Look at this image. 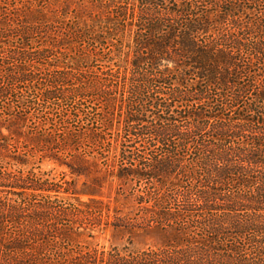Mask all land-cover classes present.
I'll list each match as a JSON object with an SVG mask.
<instances>
[{"label": "trees", "instance_id": "1", "mask_svg": "<svg viewBox=\"0 0 264 264\" xmlns=\"http://www.w3.org/2000/svg\"><path fill=\"white\" fill-rule=\"evenodd\" d=\"M167 1L170 4L165 0H144L147 11L138 14L132 42L126 50L119 41L111 47L113 54H124L126 58L122 64L116 62L100 72L110 77L127 75L121 86V80L111 84L110 77L106 84L111 82L112 88L105 85L110 90L121 87L125 93L117 98L105 93L101 84L98 92L104 93L103 101L111 110L121 105L123 117L112 120L104 116L101 125L113 131L111 141L118 145L114 152L122 162L100 166V152L93 154L91 161L96 168H103L102 175L114 177L119 184L132 178L155 180L160 194L153 196L155 209L150 210V221L168 222L180 211L186 218L181 229H175L154 249L130 254L113 252L98 257L86 251L61 252L58 234L48 233L61 230L57 219L68 210L63 205L69 204L66 199L76 197L71 186L65 179L53 181L27 171L8 178V172L3 171L0 186H7L19 197L29 189V193L42 194L44 198L36 199L26 213L24 203L16 200L5 204L0 194V264H264V0ZM31 8L30 18L24 20L29 26H23L22 35L44 24L45 33L68 32L66 37L75 35V41L82 43L109 36L121 40L125 31L122 24H112L106 29L109 35L101 37L96 26L108 23V18H95L89 24L73 16L63 22L61 18L66 16L49 10V2ZM59 23L65 27L57 26ZM3 45L8 49L0 48L1 63L9 58L24 62L31 55L25 43ZM41 52H32L29 58L38 68L70 70L64 64L44 62ZM76 61L71 62V70L82 63L81 59ZM1 63L9 83L0 85V96L12 91V84L35 79L29 68H34L33 64L19 62L12 67ZM53 77L55 80L50 79L40 91L38 101L26 100L17 110L2 106L7 113L0 111V145L4 147V142L11 139L22 144L26 153L35 154L38 149L34 144L40 143L41 160H56L71 172L80 173L84 168L71 160L80 155L75 154L80 132L70 129L64 130L62 136L54 133L56 120L51 113L47 120L36 121L35 126L41 127L39 132L30 131L27 124L30 106L40 104L39 100L68 99L77 103L89 97L77 95V90L82 89L77 83L72 87L63 80L56 81L62 76ZM148 113L149 120L145 119ZM101 135L90 132V140L98 147L105 144ZM117 136L138 141L140 154L133 156L135 145L127 149L130 145L124 143L126 139L121 141ZM11 160L19 166L31 164L21 156ZM94 180L99 185V179ZM145 194L148 196L146 190ZM93 197L88 195L91 200ZM60 198L63 203L57 206ZM143 201L138 194L136 202ZM164 201L179 202L181 210L160 208ZM9 221L15 225L12 232L5 228ZM67 228L58 231L61 237L69 238ZM197 230L202 233L185 234ZM246 249L255 255L254 259H241Z\"/></svg>", "mask_w": 264, "mask_h": 264}, {"label": "rangeland", "instance_id": "2", "mask_svg": "<svg viewBox=\"0 0 264 264\" xmlns=\"http://www.w3.org/2000/svg\"><path fill=\"white\" fill-rule=\"evenodd\" d=\"M144 0H0V48L4 50L8 47L3 45L8 43L11 46H22L25 43L26 48L32 52H39L41 60L49 64H64L68 69H60L51 66H45L44 68H38L30 56L25 58V61L12 60L11 58L3 60L5 63L12 64L14 67L19 62L29 63L35 66L34 68L29 66L35 73V79L31 82L12 84V91H9V95L0 96V111L7 113L6 109H1L2 106L9 109L17 110L26 104V100L38 101L40 91L49 83L50 79L55 80L56 75L63 77L56 80L57 82L63 80L72 85V87L79 86L81 90H77V95L84 96L87 94L89 97L85 99L77 100V103H72L71 100L64 99L40 101V104L30 106L31 115L27 118V124L30 126V131L39 132L41 127L35 126L37 120H47L48 115L51 113L54 115L56 123L52 126L54 133L62 136L64 130L73 129L80 132L81 136L77 138L78 145L75 148L78 150L79 157H72V163L78 164L84 168L77 172H71L65 164H59L56 160H41L38 157V150L42 149L41 144H34L36 153L31 154L25 152V148L21 147L22 144H18L17 141L8 140L4 142V147L0 145V175L3 171L8 172V178H12L21 173L36 175L40 178H48L53 181L65 179L71 186L74 192V198L66 199L64 203L68 208L67 214L57 219L58 226L61 230L48 233L50 236H57L58 249L61 252H90L95 253L98 257L107 256L109 253H132L139 249L152 248L154 249L161 243L166 236L173 234L176 230L181 229V225L186 220L185 215H181L171 219L168 222L159 223L152 222L149 219L150 210L155 209L153 196L158 197L160 192L156 191L155 184L157 182L152 179L142 178V180L130 179L119 182L110 175H102L104 170L100 167L96 168L91 161V157L96 152H100L103 156V160L99 159V165L103 163H112L115 165L121 164L122 160L114 152V147L118 149V145L111 139L114 137L113 131L104 128L101 125V119L112 117L117 120L118 117L122 119L123 115L121 111V105L114 107L111 110L108 105L103 101V94L98 91L99 84L102 85V90L105 93L108 91L109 95L121 96L125 93L123 88L113 89L111 84H118L121 86L122 80L127 81V75L115 74V76H109V74H103L100 71L110 67L112 64H122L126 57L119 55L120 53L113 54L111 47L121 42L124 45V49H127V44L132 42L134 37V30L136 28L138 14L146 12V5H143ZM163 2V0H161ZM169 3L167 0H165ZM207 0H205L206 2ZM42 2H49L50 9H53L57 14L63 13L61 18L63 22L67 19H72L73 16L82 17V21H86L91 24L95 18H108V23L102 22L97 25L96 29L99 31V36L109 35L106 30L111 27L112 24L119 26L122 24L124 33L122 38L117 39L112 37L108 39H100L98 42L85 39V42L78 43L75 41L74 36H68V32H56L48 34L44 32L47 27L43 24L39 28L32 29L29 34L22 35L23 26L28 27V24H24V20L30 18L32 8L35 5ZM170 4V3H169ZM30 6V7H29ZM143 6V7H142ZM152 7L153 6H149ZM257 10V9H256ZM258 12V11H257ZM259 14V13H258ZM62 15V14H61ZM146 16V15H144ZM254 16L252 11L251 17ZM245 19V17H244ZM252 19V18H250ZM142 21V20H141ZM69 23H72L68 21ZM85 22V23H86ZM118 22V23H117ZM65 27L63 23H59L57 26ZM246 26V25H245ZM219 27V26H218ZM112 28V27H111ZM31 31V30H30ZM36 31V32H35ZM26 38V39H25ZM64 38V39H62ZM91 38V36H87ZM27 40V42H25ZM66 40V41H65ZM61 42L63 44H61ZM52 44L53 46L49 45ZM84 46V48H83ZM12 50V49H10ZM85 52V53H84ZM82 63H77V67L72 69L71 62H77L80 60ZM67 63V64H66ZM10 66V65H8ZM37 66V67H36ZM11 67V66H10ZM103 74V75H102ZM112 80L113 83L107 82V78ZM66 78V79H65ZM246 79V78H245ZM244 79V80H245ZM3 84H2V83ZM6 76L4 75L3 68L0 67V85L4 86L8 84ZM111 83V84H110ZM105 85L109 88L106 89ZM34 86V90H33ZM66 90V87H64ZM94 93V95H92ZM98 93V94H97ZM76 95V94H75ZM92 95V96H91ZM98 95V96H97ZM106 96V94H105ZM118 98V97H117ZM26 101V102H25ZM111 103V102H109ZM104 109V115L102 110ZM77 110L79 116H77ZM71 114V115H69ZM115 115V116H114ZM145 119H150V114H146ZM0 112V118H1ZM110 120V119H107ZM106 120V121H107ZM41 122V121H39ZM104 122V121H103ZM95 131L101 133L102 137H105V144L98 146L95 145L93 140H90V132ZM58 136V135H56ZM59 136V137H60ZM123 138L117 136V139L130 145L127 149L133 148V156L140 154L138 150L142 149L136 142L127 141L129 138ZM2 142V141H0ZM151 148L156 150L155 146ZM143 151H146L143 148ZM25 152V153H24ZM21 156L31 162L29 165H33L32 168L27 166H19L13 160L12 157ZM61 160V157H59ZM64 160V159H63ZM106 174V172H105ZM28 175V174H27ZM101 178V179H100ZM94 179H99V185H96ZM94 180V181H93ZM146 182V183H145ZM148 192V196L145 194ZM89 192V193H88ZM0 194L3 196L4 202L14 203L16 200L24 203L26 213L30 211V206L36 199H43L42 194L29 193V189L26 190L22 197L19 194H13L9 191L5 185L0 186ZM93 194L94 199H89L88 195ZM142 196L144 201L142 204L136 202L138 196ZM150 196V197H149ZM20 198V199H19ZM57 202V206H60L63 202ZM101 201V202H100ZM179 202L173 201L172 203L159 204L160 208L164 210H181ZM32 208V206H31ZM15 225L12 222L6 223V230L12 232ZM64 226H68L69 238H64L59 235L58 231H62ZM58 228V227H57ZM202 230L186 231V235H200ZM40 239V237H39ZM245 255L242 254L241 259L250 261L254 259L255 255L249 252V249L245 250ZM1 258V253H0ZM1 261V260H0Z\"/></svg>", "mask_w": 264, "mask_h": 264}]
</instances>
